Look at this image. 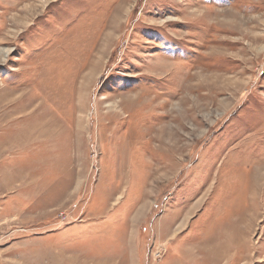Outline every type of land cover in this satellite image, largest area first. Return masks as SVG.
Here are the masks:
<instances>
[{
    "label": "rangeland",
    "instance_id": "rangeland-1",
    "mask_svg": "<svg viewBox=\"0 0 264 264\" xmlns=\"http://www.w3.org/2000/svg\"><path fill=\"white\" fill-rule=\"evenodd\" d=\"M0 50V264H264V0H0Z\"/></svg>",
    "mask_w": 264,
    "mask_h": 264
},
{
    "label": "bare ground",
    "instance_id": "bare-ground-1",
    "mask_svg": "<svg viewBox=\"0 0 264 264\" xmlns=\"http://www.w3.org/2000/svg\"><path fill=\"white\" fill-rule=\"evenodd\" d=\"M8 53H9V50H5V51L0 50V55H4V56H6ZM258 179H259V178H258Z\"/></svg>",
    "mask_w": 264,
    "mask_h": 264
}]
</instances>
